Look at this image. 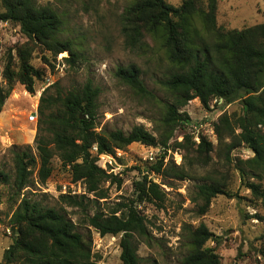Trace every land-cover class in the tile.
Returning <instances> with one entry per match:
<instances>
[{"label":"trees","instance_id":"16d2710c","mask_svg":"<svg viewBox=\"0 0 264 264\" xmlns=\"http://www.w3.org/2000/svg\"><path fill=\"white\" fill-rule=\"evenodd\" d=\"M217 11L218 0H183L180 6L166 0H129L120 18L125 47L143 53L160 48L171 68L167 78L160 81L169 100L164 104L159 137L144 126H135L128 133L99 131L101 90L91 80L65 95L60 92L49 95L47 90L38 107L37 157L30 148L14 151L17 193L21 196L29 187L36 168L41 183L45 184L53 173L52 160L58 157L69 168L72 181L83 183L86 190L83 195L63 194L61 202L85 211L93 208L85 224L101 236L122 235V264H158L138 253V240L148 246L153 241L139 205L162 202L165 192L144 174L134 181L131 198H123L113 207H101V201L109 198L105 184L121 186L123 179L107 173L99 156L114 155L134 143L161 145L192 165L206 167L215 145L204 134L200 142L196 141L190 131L194 121L181 110L198 99L204 110L211 111L210 104L222 99L224 107L239 102L242 112L221 115L213 124V131L218 143L227 146L229 153L242 144L253 152L252 158L239 159L238 170L248 189L263 200L261 184L250 180H264V23L225 30L218 26ZM0 23L17 26L26 39L15 53L9 50L5 57L0 74L1 113L17 84L34 94L36 84L45 81L46 74L32 63L36 51L48 52L53 59L66 52L69 57L64 60L71 66L77 64L79 55L74 40L61 38L67 21L64 13L52 5L41 6L36 0H0ZM148 40L155 45L151 46ZM43 57L54 69L49 57ZM116 76L136 94L156 99L146 88L137 64L118 67ZM178 126L183 128L182 139L177 137L169 143ZM95 146L97 154L92 152ZM184 166L185 163L160 160L150 171L164 179L185 180L189 173ZM0 180L8 183L9 176L0 171ZM197 189L200 215L209 211L213 199L219 195L234 196L220 181L202 183ZM4 222L0 218V224ZM7 226L12 232V244L4 251L0 264H101L100 257L93 253L92 237L83 235L63 208L45 206L24 195ZM186 231V253L180 264H222L216 248L209 246L211 242L221 244V239L207 225Z\"/></svg>","mask_w":264,"mask_h":264},{"label":"rangeland","instance_id":"374dc122","mask_svg":"<svg viewBox=\"0 0 264 264\" xmlns=\"http://www.w3.org/2000/svg\"><path fill=\"white\" fill-rule=\"evenodd\" d=\"M36 1L41 6L52 5L64 13L67 24L61 38L76 42L79 59L76 65L71 66L64 60L69 57L66 52L53 59L48 52L36 51L32 63L46 74L45 81L36 84L34 94L17 84L0 113V171L9 176L8 183L0 180V218L5 221L0 224V261L4 251L12 244V232L7 222L26 195L45 206L65 209L69 218L77 224L78 230L86 237H92L93 253L100 257L101 264H122V235L101 236L94 228L85 224L87 215L93 214V208L85 211L67 207L61 202L63 194L73 195L75 190L77 194L83 195L86 191L83 183L72 181L69 168H65L59 158L54 157L53 173L48 181L41 183L36 168L29 187L20 196L15 186L14 151L30 148L37 157L36 136L40 118L38 107L45 91L49 90V95L59 92L65 95L71 90L81 89L88 80L101 90L98 99L99 131L122 130L128 133L135 126H144L158 138L164 104L169 100L160 81L167 78L171 68L160 48L143 53L130 51L125 47L120 18L129 0ZM166 1L180 6L183 0ZM217 23L225 30H241L264 23V0H218ZM25 41L17 26L0 23V74L7 52L13 50L15 53L16 48ZM148 43L155 45L151 40ZM43 56L49 57L54 69L44 61ZM131 63L141 68L144 84L156 99L136 94L116 76L118 67ZM0 79L3 81L1 76ZM210 106L212 110L206 111L196 99L181 110L192 121L207 125L203 134L215 145L208 166L192 165L171 150L168 161L179 165V157H182L180 165L185 163L189 176L185 180L164 179L151 173L150 168L154 164L143 159L144 145L134 143L123 150L122 157L115 153L100 159L101 167L107 173L123 179L121 186L110 182L105 184L109 198L101 201V207H113L123 198H131L135 191L134 181L146 174L161 185L166 196L162 202H144L139 205L153 237L151 246L138 240V253L142 258L158 264H180L186 253V228L195 229L205 224L221 239V244L211 242L209 246L216 248L222 264H264V199H258L248 189L238 170L239 159L246 160L254 154L244 144L229 153L227 146L219 144L217 135L211 132L213 124L221 115L240 114L242 105L238 102L224 107L212 102ZM35 110L37 122L29 123L28 117ZM182 129L180 126L176 128L169 143L177 137L178 140L182 139ZM226 142L229 143V139ZM181 154L183 155L182 151ZM210 181L226 184L234 196L230 198L219 195L213 199L209 211L200 215L197 186ZM250 181L261 184L264 189V180ZM91 198L94 199V196L91 195Z\"/></svg>","mask_w":264,"mask_h":264},{"label":"built area","instance_id":"2783aa9c","mask_svg":"<svg viewBox=\"0 0 264 264\" xmlns=\"http://www.w3.org/2000/svg\"><path fill=\"white\" fill-rule=\"evenodd\" d=\"M50 80V78L48 79ZM50 83V82H49ZM49 83L46 85L47 87L49 86ZM38 100H39V97H38ZM215 104H219V105H223V100L222 99H215L213 101ZM37 111L35 110L32 114H30V116L28 117V122L29 123H36L37 122ZM205 126H207L206 124H203V123H199V122H193L191 125H190V131L193 135H195V139L197 142H200V137L201 135H203V130L205 128ZM212 134H215L213 129L211 130ZM145 153H144V156H143V159L150 163V164H155L156 162L160 161V160H164L165 163L168 162V157L169 155L171 154V150H167L165 149L164 147H162L161 145L159 146H145ZM92 152L94 154H97L98 153V148L95 146L92 150ZM124 153L123 150H117L116 151V155L119 156V157H122V154ZM168 153V154H166ZM106 156H110V155H100V159H104V157ZM179 165L181 164L182 162V157H179ZM85 193V192H84ZM73 195H80V194H77V192L74 190L73 191Z\"/></svg>","mask_w":264,"mask_h":264}]
</instances>
